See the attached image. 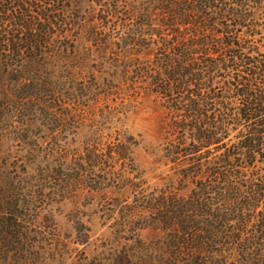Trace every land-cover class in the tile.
I'll list each match as a JSON object with an SVG mask.
<instances>
[{"label":"trees","instance_id":"trees-1","mask_svg":"<svg viewBox=\"0 0 264 264\" xmlns=\"http://www.w3.org/2000/svg\"><path fill=\"white\" fill-rule=\"evenodd\" d=\"M153 1V9L150 0L111 9L98 0V12L88 11L101 24L125 17L112 52L121 81L145 84L172 112L175 139L164 157L186 167L178 188L148 192L133 137L116 131L103 142L108 116H85L86 99L100 86L84 81L79 50L87 51L81 40L96 25L87 27L70 0H0V73L11 84L0 130L13 118L31 128L15 135L29 148L30 170L9 173V192L0 191L3 254L22 252L39 199L82 189L91 201L123 192L134 198L124 207L112 201L116 237L131 243L109 253L108 264H264V53L256 39L264 35V0ZM144 52L154 60L131 57ZM37 123L46 131L39 137ZM142 230L156 236L147 242Z\"/></svg>","mask_w":264,"mask_h":264},{"label":"rangeland","instance_id":"rangeland-1","mask_svg":"<svg viewBox=\"0 0 264 264\" xmlns=\"http://www.w3.org/2000/svg\"><path fill=\"white\" fill-rule=\"evenodd\" d=\"M70 1L73 6L80 9L87 21V27L96 25L94 32L88 35L92 28L88 29L81 40L87 51L83 54V50H79L83 56H81V68L79 67L78 70L81 71L84 81L89 83L93 78L96 86H100L94 91L95 95L97 94L94 100L97 101L92 100L91 97L86 99V107L83 108L85 116L96 122L100 121L101 116H108L105 124L101 125L103 142L113 140L116 131L133 137L137 142L132 148L134 165L139 178L144 183L143 188L148 192L165 190L169 187L178 188L181 179L179 169L180 166L186 167V163L172 164L164 157V148L175 139L168 134L172 123V112L159 97L145 90V84L138 81L132 86L130 81L123 83L120 78L121 69L115 68L121 60L117 63L113 62L116 55L112 52L119 51L113 43L120 42L119 37L116 36L122 32L125 17L122 16L115 24L112 22L101 24L97 20V15L88 14L90 7L98 12L99 6L95 2L98 0ZM101 1L110 2L112 9L114 5L141 7L146 0ZM150 2L153 9L154 1L150 0ZM153 13L158 14L159 10H153ZM262 16L259 19L260 23L264 22V15ZM263 28L264 24L261 26V29ZM256 39L260 41L257 43L260 52L264 53V35L256 36ZM119 55L118 59L122 57V54ZM131 57H137L140 61H153L155 55L146 56L144 52ZM106 81L110 82L109 87L102 85ZM10 86L8 76L0 73V103L6 105L3 101L4 94H10ZM26 124L27 122L23 126L21 120L13 118L5 122L0 130V166L2 167L0 191L2 193L9 192L7 183L9 173L15 170L22 173L24 166L28 171L30 170L27 160L29 148L24 140L19 141L15 138L16 133L25 136V133L29 132L30 124ZM33 131L38 137L46 132L40 123H37ZM236 133L232 132L230 138L235 140ZM71 137L72 135H69L68 140ZM86 195L87 192L80 189L72 196L39 199L31 209V216L26 218L29 221L24 231L27 232L26 240L18 246L22 252H11L7 255L0 252V264H108L109 260L104 259L109 257V253L131 243L116 237L115 224L120 219V215L118 207L115 208L116 202L112 201L117 197L121 203L119 206L124 207L132 205L134 198L129 193H115L113 197H107L108 200L104 202L97 199L91 201ZM140 234L147 242L156 236L151 230H142ZM82 238L85 240L79 242Z\"/></svg>","mask_w":264,"mask_h":264}]
</instances>
